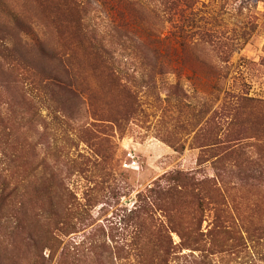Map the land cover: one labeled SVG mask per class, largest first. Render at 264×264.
Masks as SVG:
<instances>
[{
	"label": "rangeland",
	"instance_id": "obj_1",
	"mask_svg": "<svg viewBox=\"0 0 264 264\" xmlns=\"http://www.w3.org/2000/svg\"><path fill=\"white\" fill-rule=\"evenodd\" d=\"M140 1L147 13L141 18H135L134 11L139 6L136 1L120 3L116 0H93L90 8L92 23H118L122 21L118 10H129L133 15L131 18L144 24L156 22L148 12L154 6V1ZM54 4L55 0H0V28L6 29L8 25L10 31L17 34V39L49 60L58 76L63 79L68 73L73 76L71 80L74 87L82 93L79 103L69 101L71 104H68L67 109L71 111L70 115L63 116L62 111H59L57 117L53 118L48 107L36 101L37 99L32 103L26 101L27 93L21 84L25 67L14 65L10 59L0 57L1 178L9 175L7 154L16 155V159L9 164L11 173L20 182L19 187L34 171L40 178L48 177V172H53L54 181L61 186L56 200L67 206L78 204L87 217L79 228L85 223L89 224L67 235L57 232L60 243L53 256L49 257L48 249L42 251V255L50 259L48 264L61 261L60 254L65 248L70 252L83 249L84 235L96 227H103L107 240L115 245L130 230L122 217L135 209L136 194L152 187L163 173L179 169L196 173L198 177L212 175L209 163L198 165L197 159L201 152L193 137L210 117L205 127L212 126L211 132L219 133L226 140L227 124L223 119L220 121L219 117L225 114L228 107L225 108L226 105H221L220 101L203 106L199 95L207 93L202 88V83L188 69L183 68L180 75L173 71L174 68L181 69L180 47L177 43L180 26L184 28L186 36L194 39L205 36L202 32L208 30V39L214 41L218 38L226 40L238 37L241 28H249L252 22L256 27L249 32L247 42L229 57L230 73L226 87L257 100L264 99V0H199L193 9L196 13V27L191 28L186 19L182 21L178 18L173 21L175 24H157L154 27L155 38L160 40L163 51L169 47L164 59L165 70L156 77L159 78L161 87L157 89L160 101L156 99V90L135 81L141 73L145 78L150 75L148 70L140 72L136 67L140 61L150 63V56L124 54L119 58L121 67L117 73L123 81L128 79L127 85L136 92L140 103L133 115L125 113L127 107L121 105L120 92H115L112 80L104 71L94 68L96 60L75 36L72 24L76 17L75 11L68 6L55 8ZM185 14L189 16L191 12L186 11ZM13 16L23 20L22 23L17 25L18 20ZM126 20L131 19L126 17ZM4 36L8 37L9 33H4ZM13 36L10 38H14ZM33 41H38L41 47ZM20 51L25 52V49ZM214 54L209 51L202 56L199 53L200 57L210 61H214ZM0 56H4L1 49ZM196 60L193 58L190 63L197 69L199 65ZM176 80L184 86L192 102L189 105L192 107L189 108L182 104L179 113L171 96L168 100L167 89L162 90L163 83ZM206 90L209 88L206 87ZM114 117L118 123L107 121ZM219 122L222 124L221 129ZM173 126V136L180 139V144L183 143L184 146L181 152L162 140L165 136H170L168 132ZM131 160L135 164L132 165ZM202 203L200 228L205 233H215L217 242H208L201 251L195 252L199 260L187 264H264L263 186L251 187L246 184L235 189L231 187L225 192L224 198L210 192L209 198H202ZM27 204L29 205L26 206ZM37 206L23 200L21 196L0 200V241L12 229L11 209L20 210L17 218L27 231L35 236H42L39 216L34 208ZM26 207L31 212H25ZM196 208L197 204L194 202L184 210L186 220H192ZM62 215L64 218L76 217L72 211L65 210V207ZM155 217L156 223L163 222L165 225L161 211H155ZM76 220L78 218L74 219ZM225 220H228L225 225L233 230L234 237L231 239H225L216 233V223ZM147 224L151 225L150 222ZM150 227L154 229V226ZM17 230L21 232L20 228ZM172 239L174 243L179 242L175 233H172ZM161 249L158 246V250ZM159 251L155 252L150 247L145 249V253L150 256ZM188 252L190 251L186 249L182 253ZM33 255L37 257L35 260L32 259ZM123 256L129 257L127 250H124ZM78 257L79 261L74 264H92L84 253L81 252ZM38 259L39 252L33 253L30 245L27 249L22 237L14 240L13 245L0 242V262L40 264ZM124 260L121 263L118 260L115 262L123 264ZM129 262H132V257ZM93 263L102 264L95 259Z\"/></svg>",
	"mask_w": 264,
	"mask_h": 264
},
{
	"label": "trees",
	"instance_id": "obj_2",
	"mask_svg": "<svg viewBox=\"0 0 264 264\" xmlns=\"http://www.w3.org/2000/svg\"><path fill=\"white\" fill-rule=\"evenodd\" d=\"M116 1L121 3L131 0ZM132 1H136L139 5L134 11L136 16H133L129 10L127 12L118 10V16L122 21L118 23L108 22L107 24L92 23L93 17L90 8L93 0H86L85 2L55 0L54 4L55 8L68 6L75 11L76 17L72 23L75 36L88 49L89 55L96 60L94 68L101 69L112 80L115 92L121 94V105L127 107L125 113L129 115L137 112L140 103L136 92L127 85L128 79L123 81L117 73L121 67L119 58L124 54H146L150 56V63L145 64L140 61L138 65L136 64L140 72L145 69L150 75L145 78L141 73L135 81L143 83L153 90H159L161 88L159 78L156 79V77L162 75L165 70L164 59L169 47L167 46L166 50L163 51L160 40L154 36V27L164 22L175 24L173 21L177 18L182 19V21L186 19L191 28L196 27L197 19L194 18L196 13L193 9L199 2V0H153L154 6L148 9V12L156 22L144 24L131 17L141 18L145 12L147 13V10L143 9L140 0ZM186 11L191 12L192 16L186 15ZM126 17H130L131 20H126ZM13 18L18 20L16 21L17 25L23 21L17 16H13ZM245 27L241 28V34L238 37L226 40L218 38L214 41L208 39L206 35L208 30L202 32L205 36L194 39L186 36L182 26L179 27L177 43L180 47L181 69L174 68L173 71L180 75L183 68L188 69L191 75L203 84L201 86L207 93L199 95L203 106L220 101L221 105H226L225 108L228 107L225 114L219 117L220 121L223 119L222 121L227 124L226 140H223L225 138H221L219 133H212V126L205 127L210 121V117L201 125L193 137L197 141L196 147L201 152V156L197 159L198 165L209 163L213 170L212 175L206 174L198 177L196 173L179 169L163 173L152 187L136 194L137 205L135 209L130 210L122 217L130 230L120 240H117L115 245L107 240V233L103 227H96L84 235L83 249L77 250V246H75L77 252H70L69 249L65 248L60 254L62 260L57 264H74L79 261L80 257L77 258V256L81 252L92 261V264H94L93 259L102 264H116L115 260L121 263L122 259H125L122 261L125 262L123 264H172L174 261L177 264L179 262L187 264L197 262L199 259L195 252L201 251L208 242L214 244L216 241L215 233L212 231L205 233L200 228L202 198H209L210 192L224 198L225 192L229 191L231 187L235 189L246 184L251 187H264V99L257 100L245 93L233 92L226 87L230 73L229 57L234 50L241 49L245 45L249 32L253 31L256 26L250 22L249 28L246 29ZM7 28H0L2 33L0 35V49L4 55L0 57L10 59L14 65L25 67L21 84L27 93L25 95L26 101L32 103L37 99L36 101L48 107V112L53 118L57 117L59 111H62L63 116L70 115L71 111L67 109L68 104H71L69 101L74 100L79 103L82 94L74 87L71 80L73 76H69V73L65 79L58 76L46 57L35 53L28 44L17 39V34L10 31L8 25ZM7 32L9 36L5 37L4 33ZM12 36L15 39L10 38ZM34 42L39 44L38 41ZM21 49H25V52H21ZM209 51L215 53L214 61L200 57V55L205 56ZM193 58L197 59L196 62L199 65L197 69L190 63ZM58 59L62 61L61 58ZM162 86V90L167 89L168 91V100L171 99L170 96L172 97L178 113L182 104L187 108L192 107L189 106L192 103L189 100V95L179 80L163 83ZM206 87L209 90H206ZM159 94L157 91L156 99L158 101L161 100ZM107 121L113 124L118 123L115 117ZM218 125L221 129L222 124L219 122ZM174 128L175 126L171 127V131L168 132L170 136H165L162 140L174 150L181 152L184 150V146L183 143L180 144V139L173 136ZM15 159V154L6 155L9 175L3 178L0 176V200L21 196L23 200L33 205L37 204V208H34L36 215L39 216L42 236H35L29 230L27 231L22 221L17 218L20 210L11 209L12 229H9L7 236H4L2 240L4 244L13 245L14 240L22 237L27 249L30 245L33 253L39 252V263L48 264L50 259H46L42 255V251L48 249L49 257L53 256L60 243L56 235L57 232L65 235L77 232L83 226L89 225L85 223L79 228L81 224H84L82 222H85L87 217L86 214L83 215L84 210H81L82 208H79L78 204L73 205L72 203V205L68 204L69 206H67L56 200L61 186L54 181L53 172H48V177L40 178V175L34 171L30 178L21 182L19 187L20 182L11 173L9 164ZM194 202L197 204V208L193 211L192 220L188 221L185 219L184 210ZM64 207L65 210L72 211L76 217L66 216L64 218L62 215ZM158 210L163 213L165 225L163 222L156 223L155 221V211ZM25 212H31V209L26 207ZM75 218L78 220L74 221ZM147 222H150L151 225L148 226ZM226 223L228 220L220 221L219 224L216 223V233L225 239H231L234 237L233 230L226 226ZM150 226H154V229ZM18 228L21 232L16 231ZM172 233L178 236V243L173 242ZM3 241L0 242L3 243ZM158 246L162 247L160 251ZM146 247L154 248L155 252L156 250L159 252L152 256L147 255L145 253ZM186 249L190 252L182 253ZM124 250H127L129 257L123 256ZM130 257H132L131 263L129 262ZM36 258V255H33L32 259L35 260Z\"/></svg>",
	"mask_w": 264,
	"mask_h": 264
},
{
	"label": "built area",
	"instance_id": "obj_3",
	"mask_svg": "<svg viewBox=\"0 0 264 264\" xmlns=\"http://www.w3.org/2000/svg\"><path fill=\"white\" fill-rule=\"evenodd\" d=\"M131 163H132V165H133V164H135V161H134V160H131Z\"/></svg>",
	"mask_w": 264,
	"mask_h": 264
}]
</instances>
